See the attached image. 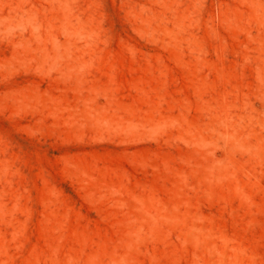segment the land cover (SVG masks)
<instances>
[{
  "label": "rangeland",
  "instance_id": "rangeland-1",
  "mask_svg": "<svg viewBox=\"0 0 264 264\" xmlns=\"http://www.w3.org/2000/svg\"><path fill=\"white\" fill-rule=\"evenodd\" d=\"M0 264H264V0H0Z\"/></svg>",
  "mask_w": 264,
  "mask_h": 264
}]
</instances>
